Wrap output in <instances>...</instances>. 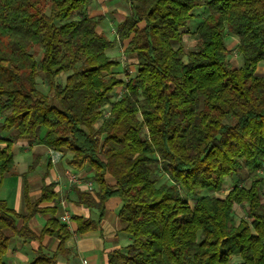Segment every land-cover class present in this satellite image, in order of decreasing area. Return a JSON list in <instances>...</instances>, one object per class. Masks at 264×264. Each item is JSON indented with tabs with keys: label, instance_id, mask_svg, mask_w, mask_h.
<instances>
[{
	"label": "trees",
	"instance_id": "obj_1",
	"mask_svg": "<svg viewBox=\"0 0 264 264\" xmlns=\"http://www.w3.org/2000/svg\"><path fill=\"white\" fill-rule=\"evenodd\" d=\"M125 1L130 14L110 39L98 30L100 19H73L91 0H0V189L15 170L14 144L33 140L71 154L70 167L93 171L96 189L77 191L78 204L99 218L73 217L77 234L98 230L107 202L120 200L131 242L110 252L107 264H264V77L257 75L264 0L206 1L190 52L182 31L201 0ZM229 33L238 38L240 68L229 59ZM125 41V54L137 58L127 81L112 74L119 63L106 53ZM40 75L50 95L38 89ZM155 166L168 176L164 184L157 185ZM244 169L248 187L189 200L222 193L226 179ZM54 189L44 184L33 200L25 187L26 214L0 198V264L12 238L59 240L54 254L39 246L29 264L70 255L68 225L57 208L41 206L58 199ZM236 205L247 220L236 221ZM39 213L52 216L37 235L28 220Z\"/></svg>",
	"mask_w": 264,
	"mask_h": 264
},
{
	"label": "crops",
	"instance_id": "obj_2",
	"mask_svg": "<svg viewBox=\"0 0 264 264\" xmlns=\"http://www.w3.org/2000/svg\"><path fill=\"white\" fill-rule=\"evenodd\" d=\"M127 16V15H123ZM106 25L100 23L98 30L105 33L110 38V31ZM108 32V33H107ZM112 39V38H110ZM127 46V42L123 43ZM108 54V53H107ZM135 56V55H131ZM110 57V56H109ZM137 64V58L135 59ZM19 156H15V170L13 175L7 176L3 180L0 189V198L4 200L8 207L17 213L26 214L24 204V188L27 187L29 195L33 200L41 197V189L44 184H54V191L58 194L55 202L44 203L43 208H57V217L69 214L71 224L68 225L72 232V237L68 240L66 248L70 251L69 256H58V264H107V256L110 252L125 248L131 242L130 237L123 232V225L118 217L121 202L113 198L106 204V211L101 221L100 227L96 231L83 235L76 233L77 225L73 217H81L84 220L97 221L99 211L95 208H88L78 204L77 191L84 193H94L96 184L92 180L93 171L90 168L76 170L68 165L71 154L67 153L56 164L51 161L52 150L39 145L33 140L21 139L14 144ZM21 167L18 171V167ZM81 175L80 183H72L67 175V171ZM109 181H112L109 179ZM93 183L92 192H88L86 184ZM51 214H36L28 220L30 229L37 235L41 231ZM20 226L23 221H20ZM59 240L49 236L45 237L40 245L38 242H23L19 238H12L8 253L5 257L7 264H29L36 257V250L43 247L44 253L54 254L59 246Z\"/></svg>",
	"mask_w": 264,
	"mask_h": 264
},
{
	"label": "rangeland",
	"instance_id": "obj_3",
	"mask_svg": "<svg viewBox=\"0 0 264 264\" xmlns=\"http://www.w3.org/2000/svg\"><path fill=\"white\" fill-rule=\"evenodd\" d=\"M49 1V0H48ZM208 0H201V7L197 8L194 11V15L196 16V19L189 22V25L186 29H183L184 33V42L182 43V46L186 52H190L192 49H194L196 44V38L194 32L196 31L199 24L205 19V17L208 15V10L205 6V3ZM130 5L125 0H91L90 6L84 10L82 13H79L73 17V19H79L85 16L93 17L95 19H100L101 23L106 25L105 28H107V31L109 30L110 38L115 39L117 37V27L121 23V16L129 15L130 14ZM108 33V32H107ZM226 46L228 47L230 51L229 59L230 62L237 68H240L242 66V57L237 51V43L238 38L235 35L232 34H226L225 36ZM179 45L175 44V47H178ZM126 46L123 43H119L116 48L108 50L106 53L112 58L113 60L117 61L119 63L118 67L113 69L112 74L118 77V79H123L124 81H127L131 79L132 77H135L137 74V68L135 63V56H128L125 54ZM37 59H40V54L37 56ZM258 76L264 77V62H262L258 67ZM67 75H61L58 77L57 82L60 84L65 83ZM38 89L43 92L44 94L50 95L49 87L45 83L43 79V75H40L38 80ZM124 88L120 87L118 88L114 94H113V100L116 101L120 96L123 94ZM15 156H19L17 154L18 152L16 149H14ZM155 179L158 181L157 185H161L162 183L167 181L168 176L161 170L159 166H155ZM21 167H18V171H20ZM260 175L264 178V171L260 173ZM250 176L248 172L244 169V171L236 174L233 177H229L226 179V182L224 183V189L222 193L220 194H214V193H202L198 196H191L187 195L194 204L197 200H199L201 197H205L206 195H212L217 196L219 198H224L229 191L237 184L248 187L250 185ZM184 194L186 192L183 191ZM264 194V193H263ZM264 196V195H263ZM234 217L237 222L240 220L246 219L247 220V212L244 207L241 206H235L234 208Z\"/></svg>",
	"mask_w": 264,
	"mask_h": 264
},
{
	"label": "built area",
	"instance_id": "obj_4",
	"mask_svg": "<svg viewBox=\"0 0 264 264\" xmlns=\"http://www.w3.org/2000/svg\"><path fill=\"white\" fill-rule=\"evenodd\" d=\"M108 109V108H107ZM110 112H105V117H107L109 115ZM63 157V154L61 152H57V151H53L51 152V161L52 163L56 164L57 162H59L61 160V158ZM67 175L70 179V181L72 183H80L81 179V175H78L76 173H74L73 171L69 170L67 171ZM86 189H88V192H92L93 188H94V184L93 183H88L86 184ZM61 222L66 224V225H70L71 224V216H69V214H65L63 216H61ZM86 260L84 261V264H86Z\"/></svg>",
	"mask_w": 264,
	"mask_h": 264
}]
</instances>
